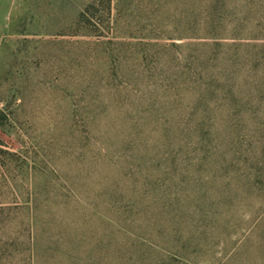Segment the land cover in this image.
Listing matches in <instances>:
<instances>
[{"label": "rangeland", "instance_id": "obj_1", "mask_svg": "<svg viewBox=\"0 0 264 264\" xmlns=\"http://www.w3.org/2000/svg\"><path fill=\"white\" fill-rule=\"evenodd\" d=\"M211 1L0 0V264H264V188L167 209L136 162L191 114L186 53L213 45L211 20L264 42V0ZM259 61L245 115L264 114Z\"/></svg>", "mask_w": 264, "mask_h": 264}, {"label": "trees", "instance_id": "obj_2", "mask_svg": "<svg viewBox=\"0 0 264 264\" xmlns=\"http://www.w3.org/2000/svg\"><path fill=\"white\" fill-rule=\"evenodd\" d=\"M209 6L214 14L237 9L228 0H212ZM216 21L208 24L211 32H204L211 34L213 45L206 49L195 47L186 53L187 72L198 87L197 100L189 105L191 114L187 120L166 123L153 153H137V166L147 170H141L143 187L155 196L161 187L164 197L154 200H162L167 209L173 206L177 209L180 202L190 197L198 206L205 208L207 204L210 208L213 203L209 206L208 201L212 195L230 200L241 187L246 191L253 187L264 188V114L245 115L246 110L253 111L254 105L251 100L239 99L236 88L246 62L254 66L262 64L259 60H264V42L222 40L259 36L236 34L244 28L242 21L234 24L232 34L223 32L224 28L219 29V25L217 28ZM225 96L228 99L223 102L221 97ZM181 135L184 140L180 139ZM158 170L160 174L155 176L153 172ZM167 170L171 174L164 176ZM108 190L111 195H121L118 183ZM182 238L191 240L193 236Z\"/></svg>", "mask_w": 264, "mask_h": 264}]
</instances>
